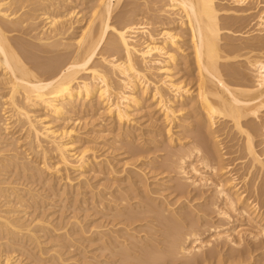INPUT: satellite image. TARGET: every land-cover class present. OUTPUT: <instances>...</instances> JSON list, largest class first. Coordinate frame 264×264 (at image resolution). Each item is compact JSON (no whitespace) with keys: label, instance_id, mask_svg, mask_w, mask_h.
<instances>
[{"label":"bare ground","instance_id":"1","mask_svg":"<svg viewBox=\"0 0 264 264\" xmlns=\"http://www.w3.org/2000/svg\"><path fill=\"white\" fill-rule=\"evenodd\" d=\"M68 1L0 0V92H4L0 95V131L8 130L7 125L12 124L16 128L20 127L25 134V138L22 135L25 140L23 145L25 151L29 152L31 156L37 155L42 159L43 170L63 173L62 175L65 174L64 177L68 179L66 175L69 172H79L82 175L93 163L88 158L89 148L85 149L84 147L83 150L77 151V137L72 128H66L63 124L56 125L59 122L69 121L70 123V116L76 113L80 103L90 105L92 111L98 113L101 111V114L106 115L120 126L132 121L133 109L144 108L148 97L154 102L152 108L155 107L158 111L160 110L159 112L162 111L164 120L168 123L166 135L171 133L173 126H177L175 124L178 113L187 111L193 115L191 118L194 126H199V128L196 127L197 131L203 133L204 136L196 134L198 136L196 140L190 136L194 140V145L190 147L187 145L188 148H180L173 153L171 158L169 157L170 160L168 159L169 165L166 168L177 178L179 177L184 186L188 182L185 192L188 187L198 191L210 180H205L204 175L199 172L200 170L195 168V163L210 172L217 182L213 181L215 182L213 186H211L212 183L209 186L214 187L216 195L219 199L224 200L230 213L244 217L247 225L257 231L256 234L253 233L255 236L252 234L251 240L255 247L259 243L260 248L258 249H261L264 245V41L262 37L255 35L256 38H251L249 35L248 39H251L239 46H228V44H223V46L222 41H224L225 34L222 35L224 27L220 25L221 9L218 0V3L215 0H160V5L159 1L156 3L154 0H152L154 2L148 0L153 7L152 9L148 4L146 5V9L148 10L149 6L150 10L148 11L153 13L149 19L160 20L164 24H160L161 26L172 27L170 29L163 27V30L158 33L151 30L150 22L137 21L136 19H140L135 14L137 11L131 13V9L129 14L126 13L124 20L122 19L123 22L121 21L115 26L110 25L113 10L122 3V0H97L96 5L90 9L91 15L85 28L81 30L76 40H69L68 43L66 36L70 33L73 23H68L67 17L69 18L71 13L69 16H53L54 12L58 13L61 5ZM246 1L249 0H232L231 2L237 7L236 4L243 5ZM145 4L140 6L139 10L144 9ZM50 12H53V15ZM258 26L261 27L257 32L260 35L264 31V12L262 10ZM10 34H22L32 41L31 43L18 42L19 39L13 41V35L11 37ZM184 35L189 38L187 49L190 50L191 57L188 56L189 53L187 56L192 59H188L186 56L180 59V56L177 57L179 51L183 52L180 43H183ZM21 39L24 40V38ZM245 40L247 39L245 38ZM179 61L184 63V67L187 64L194 66L196 76L194 81L191 75V79L194 81H192L193 85L189 86L183 81L175 80L173 71L181 64ZM249 77L252 79L250 83L247 82ZM38 109H41L42 114L36 115L39 113L36 112ZM6 114L7 116H5ZM187 122L189 124L184 125L183 130L188 129L192 123ZM226 128L228 132H225ZM190 133L195 136L193 131ZM230 133H233L232 136H237V139L234 137L235 143H233L234 138H231V135L230 138L233 139L231 140L232 144H235L233 146L238 145L236 148H241V152L238 151L240 159H247V163L242 161L248 165L246 170L244 169L245 174L239 175L244 173L242 170H238L239 174L235 173L233 163L229 162L232 167H224L226 163L223 165L221 162L222 159L224 161V156L219 149L220 142L226 138L225 135ZM227 137L229 139V136ZM189 140L191 139L188 137ZM168 141H172V137ZM190 142L192 143V141ZM232 151L227 154L231 155ZM227 154H225L226 158ZM12 157V161L6 159L0 162L2 163L0 166V239L1 235L5 236L6 241L18 236H26L27 240L37 242L35 233L33 232V234L29 228L30 225L23 222V217L19 216L20 211L18 212L9 201L11 195L17 193L16 188L1 180L5 172L3 169L19 160L16 155ZM194 157L196 160L192 162ZM51 159L55 160L52 165L49 162ZM235 161L236 159L233 160V162ZM16 163L14 164L18 166L19 164ZM235 163L238 165L240 162L236 161ZM235 163L234 165H236ZM126 165L128 166V164ZM110 167L112 166L109 165L108 168ZM42 168L37 167L41 172ZM112 170L111 172L114 174ZM189 175L194 176L196 180L188 181ZM179 178L178 181H180ZM190 179L192 180V178ZM216 195H213L214 198ZM223 210L215 211L216 216L221 219L230 218L231 215L229 216L230 213L226 212L227 209L225 210L223 207ZM163 211L166 212L165 209ZM131 217L133 219L138 216L135 214ZM159 218L161 219V217ZM174 221L173 225H176ZM38 224L40 226L42 222ZM173 225H171L172 228L178 227ZM171 233L169 240L171 243L167 244L168 248L164 250V254L155 253L156 255H154V252H151L152 254L147 252L149 253L148 257L145 253L147 259L143 255L146 259L143 263L146 261L145 264H161L160 261L164 256H167L164 258L174 260L179 257L180 259L191 257L194 258L193 261L191 259L192 264L197 260L201 263V260L204 259L201 258L202 251L205 248L211 249L212 242L199 245L198 248L188 249L185 246L190 238L187 236L192 235L193 237L197 234L190 233L191 235L186 236V233L182 234L177 230ZM225 233H222V236L218 234L217 237L212 238L214 241H211L213 243L230 242L229 244L233 248L236 247L235 250L237 248L240 250L242 243L238 242L239 245L232 243L228 233ZM230 233L232 234V232ZM4 236H2V240L5 239ZM239 241L241 240L239 239ZM255 247L253 246L256 251ZM239 250H236L237 253L233 251L235 254L231 253L232 255H230L234 256L233 259L229 258L232 264L233 262L234 264H248L254 259L253 249L251 251L249 249V252L245 250L248 252L247 254L243 253L244 249ZM4 253L0 256V264H17L10 262V253V255L5 251ZM211 253L206 255L208 259H211L209 257L213 255ZM194 254L200 255L197 257ZM213 256H215V252ZM207 257L204 260L207 261ZM59 259L57 258L56 261ZM185 260L187 261V259ZM188 260L187 262L190 264L191 261Z\"/></svg>","mask_w":264,"mask_h":264},{"label":"rangeland","instance_id":"2","mask_svg":"<svg viewBox=\"0 0 264 264\" xmlns=\"http://www.w3.org/2000/svg\"><path fill=\"white\" fill-rule=\"evenodd\" d=\"M150 1L122 0V3H120L118 7L116 6V8H114L115 10H113L111 20L109 22L110 25L115 26L120 24L121 21L123 22V18L126 13L129 14V11L132 10L131 13L137 11L135 14L138 15L137 18H140L136 19L137 21H146V23L150 22V25L152 24L151 30H153V32L156 31V33H158L163 30V27L170 29L171 26H161L160 24H162V22L160 20H154V18H151V20L149 19L152 17L151 14H153L148 11L150 10L149 8L152 7ZM154 1L160 2V0ZM215 1L217 2V0ZM231 1L232 0H218L221 9V16L223 17L222 18L220 16V25L224 27L222 35L225 34L224 38L222 37L224 40L222 41V45L228 44V46H239V44L241 45L251 38H256V36L262 37V40L264 41V31L260 35L257 33L261 28L258 26L261 10L264 12L263 0H249L244 3L245 6L244 4L239 6L236 4L237 7H235L234 3ZM95 3H97V0H69L68 3L61 5V8L57 11L58 13L54 12L53 15V12H50L51 15L55 17L61 15L69 16L71 13V16H69V18L67 17V21L68 23L72 22L73 25H71L70 33L66 36L67 42L69 40H76L78 35L81 33V30L85 28L91 15L90 9L96 5ZM135 3L136 5H134ZM143 4H145L143 6L144 9L139 10ZM147 4L150 6H148V10L146 9ZM158 4L160 5L161 2ZM158 4L157 6H159ZM145 11H147V13H144ZM224 25L228 27L226 28ZM238 29L240 30L237 31ZM229 30L231 31L230 33L228 32ZM177 32L179 33V31ZM12 35L13 34H10L11 37ZM249 35L251 36L250 39H248L250 37ZM25 37L26 36H22V34H16L13 35L12 39L13 41L19 39L18 42L23 41L31 43L32 40L28 37H26V39ZM186 37L188 36L184 35V37H182L183 43H180L181 47H183V52L179 51L177 53V57L180 56L179 59L184 56L187 58L188 56L191 57V53L189 52L190 50L187 49L189 44L187 40L189 38ZM21 38H24L26 41ZM245 38L247 40H245ZM236 41L238 42L236 43ZM225 49L228 48L226 47ZM180 62L181 66L179 65ZM179 63V67H175V69L177 68V71L175 69V72L173 71L175 80L178 82L183 81L189 84V86L193 85V80L191 78L193 76L195 81L196 76L193 69L194 66L187 64L184 67V63L182 61H179ZM251 81L252 79L250 77L247 78L248 83ZM2 93L4 94V92H0V95H2ZM153 103L154 102L147 97L144 108L138 107L133 109V113L135 111L134 114L132 113L133 123L131 121L128 124L120 126L112 119H109L106 115L101 114V111L99 113L97 111H92L90 105L81 103L78 107L82 108H77L76 113L72 114L73 117L70 116V123L69 121L65 123H57L56 125L63 124L66 128H72L75 136L77 137V151H80V149L83 150L84 147L85 149L89 148L90 151L88 152V158L91 162H93L92 165L90 164L89 168L86 169L87 171L85 170V172L82 173V175H80L79 172H69L66 175L68 179L64 177L65 174L64 176L62 175L63 173L59 174L53 171L50 172L45 169L43 170L44 166L42 159H40L37 155H35L36 157L33 155L31 156L29 152L25 151V146H23L25 144V134H23L24 132L20 127L16 128L15 126H12L13 124L7 125L9 128L8 130L0 131V162L5 161L6 159L9 161L13 155L18 156L19 158V160L16 161L17 163L14 161V163L19 164L18 166L11 163L13 165L7 166L6 169L4 168L5 170L3 169L5 172L4 176L1 177V180L16 188L17 193L12 194L13 196L11 195V199H9V201L12 205H14L18 212L20 211L19 216L23 217V222L25 221V224L30 225L29 228L32 230V233H35V237H37L36 239L38 242H31L30 240H27L28 238L26 236H18L19 238H13L14 240L12 238L7 239V242L5 236L1 235L0 244L2 246L0 245V247L2 248H0V256L5 254L4 251L8 254L10 253V262H15L17 264H145L147 262H143L147 259L149 253L154 252V255H156L155 253L164 254V250L168 248L167 244L171 243L169 242L172 234L171 232H175L177 230L182 234L186 233V236L190 233H193V235L197 234L193 237L191 234V236H187L190 237L188 238V242L185 244L188 249L191 247L198 248L199 245H204V243L205 245L211 244L212 242L211 249L205 248V252L202 251L201 253V258L205 259L208 256L207 254L211 253L209 252L211 250L215 252V256H213L214 252H212L213 255L209 256L211 259H208V257L207 261L204 259H202V261L200 259L201 263H199L196 258L200 254L198 256L194 254L197 256L195 258L197 260V262L195 261L197 264H219V262H221L220 264H232L229 260L233 259L232 257L234 256L230 255L233 253L235 254V252L237 253L236 250L239 249L237 248L235 250L236 247L233 248V246L229 244L230 242L220 241L219 243L218 241L217 243H213L214 239H212L217 237L218 234L222 236V233L225 232V234L228 233L227 235L230 236L232 243H236L238 245V242L242 243L240 244V250L244 249V254H247L253 249L254 253L252 252V254L255 256L253 255L254 259L248 264H264V245L262 246L263 248L261 247V249H258L260 248L258 246L259 243L256 248L251 240L257 231L247 225L244 217L243 219L237 214L232 212L230 213V210L226 206L224 200L221 198L219 199L216 195L214 187H211L215 182H217V180L210 172L205 171L198 163H195V168L200 170L199 172L204 175L205 180H210L207 182V187L204 186L202 188L201 186V189L198 188L201 191L188 187L187 192H185L188 182H185L186 185L184 186V183L180 180V178L178 177L180 180L178 181L177 176L167 169L169 165L168 161L173 153L180 150V148L182 149L185 147L188 148L191 145L193 146L194 140H196L199 134H203L197 131L196 127L199 128V126H194L192 121L193 119L191 118L193 115L187 111H185L186 113H178V121L176 120L175 124L177 126H173L171 133H167L166 135L168 123L164 120L163 114L161 113L162 111L159 112L160 110L158 111L155 107L152 108L154 106ZM36 112H39L36 113V115H40L41 109H38ZM5 116H7V114ZM187 121L192 123L188 129L185 128L183 130L188 123ZM218 129L220 130V127ZM225 130V132H228L227 128ZM20 131L22 132L20 133ZM191 131H193V133L196 131L194 133L195 136L190 133ZM22 135H24V138ZM186 135H189L188 137L191 140L188 141V137ZM230 135L232 136L233 133H230L229 135L227 134L230 140L227 139L228 137L225 135L226 138L224 140L227 143L223 140L224 142H221L224 144L221 142V145L219 144V149L223 152H221V154L224 156V161L222 159L221 162L223 165L226 163L224 167L231 166L229 164L233 163V169L236 171L233 172L239 174L238 172L240 171L238 170H242L244 173H240L239 175L245 174V170L248 166L246 165L247 159H240L239 153L241 152V148H236L238 145H236V147L233 146L235 144H232L231 141L233 140L231 138L235 137L237 139V136L234 135L231 137ZM190 136L195 139L192 140L193 138ZM171 137L172 141H168ZM183 137L184 140H182ZM235 138L233 143L236 141ZM190 141H192V143ZM224 146L226 148L231 146V149H226ZM232 150L235 151L233 152ZM231 151V155L227 154L229 152L231 153ZM236 151L240 152L235 153ZM225 154L228 155L227 158ZM26 157L28 158L26 159ZM229 157H232L233 159ZM234 158L237 163L240 162L238 165L235 163L236 161L233 162V160H235ZM194 160H196L195 157L192 162H194ZM10 161H12V159ZM242 161H246V163ZM49 162L50 165H52L55 160L53 161L51 159ZM106 163L112 166L110 167L111 170L114 168L112 170L114 171V174L111 170H109V165ZM234 163L236 165H234ZM1 164L2 163H0V166ZM126 164H128V166ZM240 164L241 166H239ZM37 167H39V169L43 167V171H39ZM201 170H204L205 172H202ZM190 176L191 175L188 176V181L196 180L194 176ZM190 178H192V180ZM210 184L211 186H209ZM144 185L149 187H143ZM204 188L207 189L205 190ZM195 194L198 195L196 196ZM15 195H19L17 196L18 198ZM213 195H216V198H214ZM223 207L225 210L227 209L226 212L230 213L229 216L231 215V217L228 218L229 220L224 218L221 219L216 216L217 213H215V211H224ZM164 209L166 212L163 211ZM135 214L139 218L133 217L132 219L131 216ZM141 215L143 216L141 217ZM159 217H161V219ZM173 221L174 224L178 226L177 228L181 227L179 230L177 228H172L171 225H173ZM41 222L43 227L42 225L38 226V223ZM176 225L173 226L176 227ZM230 232H232V234ZM2 236H4L5 239L2 240ZM239 239L241 241H239ZM197 243L199 244L197 245ZM253 246L257 249L256 251ZM245 250L249 251L245 252ZM145 253H147V257ZM143 255H145L146 259ZM57 258L60 259L56 261ZM163 258L160 261L161 264H185L189 261L188 259H190V261L192 259L191 257H183L181 259L179 257L177 260L172 258V260L169 258ZM185 259H187V261ZM60 260L62 261L60 262ZM192 261L190 264H192ZM186 264L189 263L187 262Z\"/></svg>","mask_w":264,"mask_h":264}]
</instances>
